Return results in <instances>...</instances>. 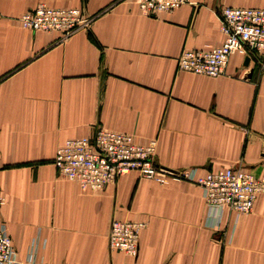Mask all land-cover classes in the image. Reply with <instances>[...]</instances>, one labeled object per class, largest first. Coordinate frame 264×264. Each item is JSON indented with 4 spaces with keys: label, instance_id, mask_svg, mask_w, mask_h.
I'll use <instances>...</instances> for the list:
<instances>
[{
    "label": "crops",
    "instance_id": "1",
    "mask_svg": "<svg viewBox=\"0 0 264 264\" xmlns=\"http://www.w3.org/2000/svg\"><path fill=\"white\" fill-rule=\"evenodd\" d=\"M142 14L139 0H0V225L20 258L44 264H264V194L220 223L199 186L130 173L100 191L58 176L56 150L98 128L157 141L155 161L200 174L264 175V57L232 56L216 78L178 68L184 50L222 45L217 10L264 0H191ZM40 4L79 9L72 35L29 30ZM113 220L144 224L138 252L108 246Z\"/></svg>",
    "mask_w": 264,
    "mask_h": 264
},
{
    "label": "built area",
    "instance_id": "2",
    "mask_svg": "<svg viewBox=\"0 0 264 264\" xmlns=\"http://www.w3.org/2000/svg\"><path fill=\"white\" fill-rule=\"evenodd\" d=\"M191 0H139L138 8L146 16L172 12L191 4ZM221 46L209 50H184L178 68L196 75L216 78L225 74L229 59L244 61L264 57V9L223 6L217 10ZM20 24L29 30L58 31L72 35L88 20L79 9H55L40 4L20 16ZM157 141L138 144L129 134L98 128L93 135L66 140L56 150L53 165L58 176L74 182L81 191H100L119 178L137 173L159 185L188 182L199 186L209 213L218 222L225 209L236 215L249 214L258 195L264 194V175L254 176L240 168L199 173L198 168L169 170L155 161ZM6 199L0 194V206ZM143 223L113 220L108 246L113 251L135 256ZM0 264H44L36 249L20 258L5 224L0 225Z\"/></svg>",
    "mask_w": 264,
    "mask_h": 264
},
{
    "label": "water",
    "instance_id": "3",
    "mask_svg": "<svg viewBox=\"0 0 264 264\" xmlns=\"http://www.w3.org/2000/svg\"><path fill=\"white\" fill-rule=\"evenodd\" d=\"M248 62H249L248 59H245L244 63H245L246 65L248 64Z\"/></svg>",
    "mask_w": 264,
    "mask_h": 264
}]
</instances>
